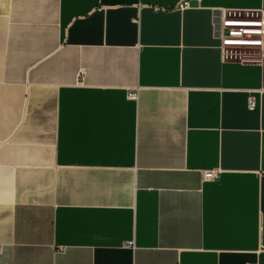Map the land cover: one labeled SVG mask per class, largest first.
I'll list each match as a JSON object with an SVG mask.
<instances>
[{"label": "crops", "instance_id": "1", "mask_svg": "<svg viewBox=\"0 0 264 264\" xmlns=\"http://www.w3.org/2000/svg\"><path fill=\"white\" fill-rule=\"evenodd\" d=\"M262 8L0 0V264H264Z\"/></svg>", "mask_w": 264, "mask_h": 264}, {"label": "built area", "instance_id": "2", "mask_svg": "<svg viewBox=\"0 0 264 264\" xmlns=\"http://www.w3.org/2000/svg\"><path fill=\"white\" fill-rule=\"evenodd\" d=\"M187 2H182L179 6H185ZM223 43L227 45H236L241 43H257L264 54V8L260 9L255 16L249 19L233 18L223 21ZM134 92L128 93L129 97H134ZM248 107L254 108L256 101L255 97L251 94L247 98ZM214 171H206L204 177L213 178ZM2 247H0V252Z\"/></svg>", "mask_w": 264, "mask_h": 264}, {"label": "rangeland", "instance_id": "3", "mask_svg": "<svg viewBox=\"0 0 264 264\" xmlns=\"http://www.w3.org/2000/svg\"><path fill=\"white\" fill-rule=\"evenodd\" d=\"M231 49V47H230ZM232 50V49H231ZM239 50L241 51V48H236L234 51H237L239 53ZM243 51V50H242Z\"/></svg>", "mask_w": 264, "mask_h": 264}]
</instances>
